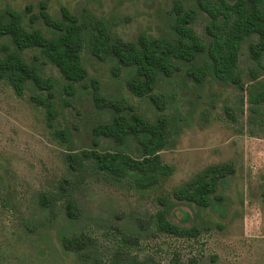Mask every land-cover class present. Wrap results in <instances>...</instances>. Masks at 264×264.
I'll use <instances>...</instances> for the list:
<instances>
[{
  "label": "rangeland",
  "instance_id": "1",
  "mask_svg": "<svg viewBox=\"0 0 264 264\" xmlns=\"http://www.w3.org/2000/svg\"><path fill=\"white\" fill-rule=\"evenodd\" d=\"M47 3L54 19L68 9L84 26V36L105 26L112 41L135 43L172 39L174 8L194 9L193 28L204 42L208 17L195 0H0V10L22 15L23 26L48 33L37 21L39 5ZM6 40H0V44ZM85 41V40H84ZM240 47L237 72L242 88L223 85L211 77L198 84L185 75L186 67L170 78H161L154 94L166 103L168 145L160 152L173 168L170 177L148 190L117 182L100 173L77 177L67 166L66 155L96 150L124 151L135 158L140 152L129 141L125 147L93 137L92 130L109 120V110H98L91 82L100 95L154 122L157 110L148 98H137L127 81L133 68L120 67L109 58L99 61L87 43L81 52L87 78L65 107L58 70L42 66V75L53 78L58 117L51 127L45 111L30 97L39 92L27 84L23 97L0 81V264H128L132 259L157 264H264V57L257 64L248 46ZM34 53L26 52L30 62ZM67 132V138L56 136ZM231 165L208 208L177 202L172 192L184 187L205 169ZM60 184L71 187L78 214L68 218ZM62 194L55 204L41 207V195ZM161 199L174 203L169 220L183 228L194 227V237L160 233L153 224L162 209ZM84 238L80 255L63 246V239Z\"/></svg>",
  "mask_w": 264,
  "mask_h": 264
},
{
  "label": "trees",
  "instance_id": "2",
  "mask_svg": "<svg viewBox=\"0 0 264 264\" xmlns=\"http://www.w3.org/2000/svg\"><path fill=\"white\" fill-rule=\"evenodd\" d=\"M199 11L205 13L208 22L205 26L204 42L195 33L193 25L196 10H183L178 4L174 8L171 28L172 39H148L140 36L135 43L112 41L105 26L98 23L95 32L84 36V26L68 9H60L61 17L56 20L47 12V3L39 5V15L30 18L29 24L41 21L48 29L44 33L38 29L27 30L22 23V15L14 10H0V81L6 82L17 97H23L27 84L38 92L30 100L45 111L47 125L51 127L58 117L55 105L56 81L42 75V66L50 65L58 70L65 84L64 105L69 107L70 98L76 92V85L87 78L82 66L81 52L86 42L90 53L99 61L112 58L120 67L133 68L134 74L127 81L131 94L137 98H148L158 114L151 122L139 113L126 108L117 101L105 100L99 92V85L92 81L93 101L98 110H109V120L96 125L95 139L103 138L116 146L125 147L129 141L136 144L139 157L116 150L101 152L96 150V142L89 151L66 155L69 170L77 177L83 174L100 173L117 182L125 181L137 190H148L160 184L173 173V168L162 162L160 152L168 145V121L165 115V101L154 90L161 78H170L186 67L185 75L198 84L211 77L223 85L242 88V79L237 72L239 52L245 39L255 37L248 46L249 57L257 64L264 57V0H195ZM85 40V41H84ZM34 53L30 62L26 52ZM257 102H264V94ZM67 132L60 131L56 136L66 139ZM233 173L231 165L211 166L184 187L172 192L177 202L194 204L208 208L212 204L220 182ZM59 193L66 198L64 211L68 218L78 214L72 199L71 187L60 184ZM62 194L41 195V207L55 204ZM160 209L153 217L155 229L177 237H194V227L183 228L173 224L169 216L174 203L161 199ZM84 238L63 239V246L75 254L83 246ZM128 264H157L132 259ZM190 264H195L191 261Z\"/></svg>",
  "mask_w": 264,
  "mask_h": 264
}]
</instances>
